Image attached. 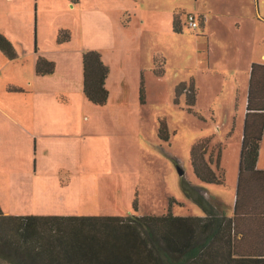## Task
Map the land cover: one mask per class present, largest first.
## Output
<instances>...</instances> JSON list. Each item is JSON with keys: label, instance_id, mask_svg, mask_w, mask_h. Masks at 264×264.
Returning a JSON list of instances; mask_svg holds the SVG:
<instances>
[{"label": "rangeland", "instance_id": "374dc122", "mask_svg": "<svg viewBox=\"0 0 264 264\" xmlns=\"http://www.w3.org/2000/svg\"><path fill=\"white\" fill-rule=\"evenodd\" d=\"M131 1L145 19L137 35L142 71L130 84L135 102L116 116L106 107L96 109L98 115L84 114L83 127L75 131L78 139H64L68 146L64 156H70L71 166L53 160V175L39 176L36 195L27 198L31 206L20 210L24 215L15 216L127 217L169 212L175 217H203L202 210L184 197L181 179L220 201L227 217L233 213L247 90L243 68L235 61L246 51L264 53V0ZM239 8L249 15L257 11L263 20H238L236 26L235 18L217 22L216 13L240 12ZM169 10L180 19L179 35L169 32L165 23L154 24L158 13ZM187 15L195 17L196 31L188 28ZM206 33L213 44L210 57ZM95 41V37L86 39L87 45ZM155 61L163 70L161 76L154 73ZM226 72L230 78H223ZM235 73L240 74L236 83ZM189 83L196 90L193 106L186 104L185 93L175 91ZM160 120L166 125V140L158 136ZM204 143L205 160L214 159L213 171L219 156L221 185H205L193 174L191 148Z\"/></svg>", "mask_w": 264, "mask_h": 264}, {"label": "crops", "instance_id": "0c3cea01", "mask_svg": "<svg viewBox=\"0 0 264 264\" xmlns=\"http://www.w3.org/2000/svg\"><path fill=\"white\" fill-rule=\"evenodd\" d=\"M239 9L216 13L217 22L235 18L236 26L238 20H263L257 11L249 15ZM88 11L95 15H88ZM173 15L170 10L158 13L154 24L162 27L165 23L172 32ZM150 19L153 22L154 18L147 22ZM144 20L131 0H60L59 4L50 0H0V34L16 51L14 60L0 52V210L4 215L25 214L19 212L31 206L27 198L36 195V180L53 175L54 161L71 166L70 156H64L68 149L64 139H78L75 131L83 127L84 114H99V106L88 103L83 96L85 51L98 52L109 70L105 81L108 98L102 107L116 116L127 104L133 105L135 95L130 84L142 71L138 53L142 46L137 35ZM225 23L223 26H227ZM223 26L218 25L219 29ZM60 32L68 39L58 43ZM91 37L96 38L95 45H87L86 39ZM205 37L210 57L212 39L208 33ZM38 58L54 63L53 74L35 75ZM235 63L243 68L248 85L251 65H264V53L257 56L254 51H246ZM235 75L232 79L236 83L240 74ZM223 78H230L229 73ZM263 142L264 133L255 167L258 171H264Z\"/></svg>", "mask_w": 264, "mask_h": 264}, {"label": "trees", "instance_id": "16d2710c", "mask_svg": "<svg viewBox=\"0 0 264 264\" xmlns=\"http://www.w3.org/2000/svg\"><path fill=\"white\" fill-rule=\"evenodd\" d=\"M172 32L182 33L177 15L172 17ZM67 39L60 32L57 42ZM0 52L8 60L16 58L14 46L2 34ZM54 68L53 62L38 58L35 75H51ZM82 72L86 101L104 106L109 70L98 52L82 54ZM154 73L161 76L163 70L157 67ZM175 91L186 94L188 106L195 104L192 83L180 84ZM139 95L142 104L141 88ZM159 125L158 136L166 140L164 120ZM263 133L264 65L254 63L248 75L231 217L224 214L220 201L185 179H181V191L202 210L203 217H175L169 212L161 216L15 217L0 210V264H264V171L255 168ZM206 151L207 143L191 148L193 174L205 185H221L219 156L213 171L214 159L205 160Z\"/></svg>", "mask_w": 264, "mask_h": 264}, {"label": "built area", "instance_id": "2783aa9c", "mask_svg": "<svg viewBox=\"0 0 264 264\" xmlns=\"http://www.w3.org/2000/svg\"><path fill=\"white\" fill-rule=\"evenodd\" d=\"M186 23L188 25V28H190L193 31H196L198 25H197L195 17L193 15H187L186 16Z\"/></svg>", "mask_w": 264, "mask_h": 264}, {"label": "water", "instance_id": "95a60500", "mask_svg": "<svg viewBox=\"0 0 264 264\" xmlns=\"http://www.w3.org/2000/svg\"><path fill=\"white\" fill-rule=\"evenodd\" d=\"M179 174H180V175H182V174H183L182 170H179Z\"/></svg>", "mask_w": 264, "mask_h": 264}]
</instances>
